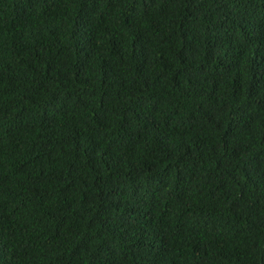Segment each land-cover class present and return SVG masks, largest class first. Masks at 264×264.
<instances>
[{
	"label": "trees",
	"instance_id": "trees-1",
	"mask_svg": "<svg viewBox=\"0 0 264 264\" xmlns=\"http://www.w3.org/2000/svg\"><path fill=\"white\" fill-rule=\"evenodd\" d=\"M0 264H264V0H0Z\"/></svg>",
	"mask_w": 264,
	"mask_h": 264
}]
</instances>
